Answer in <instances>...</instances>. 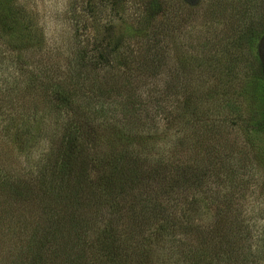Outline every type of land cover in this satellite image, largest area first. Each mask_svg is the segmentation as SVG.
Here are the masks:
<instances>
[{
  "label": "trees",
  "instance_id": "16d2710c",
  "mask_svg": "<svg viewBox=\"0 0 264 264\" xmlns=\"http://www.w3.org/2000/svg\"><path fill=\"white\" fill-rule=\"evenodd\" d=\"M116 2L88 0V5H85L83 15L91 16L88 18L94 30L91 32L92 45L87 44L86 50L81 48L75 53L76 79L71 85L67 84L68 78L63 77L50 79L44 88V74H31L24 87L20 88L14 79L2 89L0 139L13 143L12 138L20 130L32 137V146L46 144L45 152L36 157V173L31 166L27 167L29 169L13 167L4 158L5 149H0V210L5 213L7 205L9 210L21 214L30 211L33 206L38 208L19 264H264V228L254 240L250 236L248 222L237 218L226 222L221 219L223 213L233 207L231 190L242 172V167L233 162L231 155L227 157L218 151L214 161L212 159L201 167H192L184 162L175 164L171 156L156 152V144L140 139L141 136L135 133L140 125L143 130H150L147 122L140 123L141 112H144L147 103H143L142 109L131 105L130 109H126L128 119L119 115L120 121L115 120L111 125L107 121L115 117V110L106 105L111 118L106 117L105 102L93 108L88 101L92 100L87 97L91 75L96 80L121 71L128 88L133 85L141 88V83L137 86L134 80L138 76L144 79L148 69L165 51L162 43L157 42L161 29L151 27L145 35V43L137 49L138 52L141 49L147 51L139 64L143 68L135 67L133 58L138 52L116 44L110 25L111 14L108 13L109 20L97 15L118 7ZM16 3L17 0H0V60L10 61L11 57H4L5 54L8 50H16L11 49L12 42L5 45L3 42L19 21L25 23ZM138 3L142 8L140 15L144 24L150 25L162 12L159 0H139ZM92 12L96 15L90 14ZM261 50L264 65V36L261 38ZM263 73L264 67L261 76ZM155 76L152 74V78ZM151 91L158 92L155 97L159 98L162 112L173 103L172 82L169 81L163 88L152 85ZM225 96L218 101L225 103L232 115L240 117L235 99H225ZM27 98L33 102L31 115L25 113L20 117L16 106ZM40 98L41 106L37 103ZM135 98L140 100L139 95ZM147 98L150 102L153 97L147 95ZM203 106L192 114L195 116L193 120L181 116L175 134L184 136L195 129L208 136L214 132L220 126L215 125L219 120L214 119L215 115L207 114ZM145 113L147 116L148 111ZM24 117L28 121H24ZM18 119L22 124L17 125ZM166 121L170 129L172 116ZM51 128L60 135L57 144H54L55 132L46 135L47 129ZM101 132L108 134L106 139L110 141L111 149L97 157L93 151L100 149L97 142L103 137ZM144 166L147 169H143ZM156 179L163 181L160 192L166 202L155 200L156 203H152L148 196L140 200V194L136 193L143 187V180L152 183ZM181 181L185 197L190 190L204 194L202 203L192 202L195 195H190V202L186 203H181L177 197L170 198ZM18 200L36 203H18ZM199 205L212 207L216 220L211 224H202L195 216L193 218ZM187 213L189 217H185ZM127 215L131 216L136 227L140 226L142 219L152 218L147 225H151V229L133 240L127 238L125 231L121 230ZM15 218L23 219L13 226L9 224L13 234L23 231L25 227L22 228V224L29 219L16 213ZM260 221L264 223V217Z\"/></svg>",
  "mask_w": 264,
  "mask_h": 264
},
{
  "label": "rangeland",
  "instance_id": "374dc122",
  "mask_svg": "<svg viewBox=\"0 0 264 264\" xmlns=\"http://www.w3.org/2000/svg\"><path fill=\"white\" fill-rule=\"evenodd\" d=\"M159 1L162 2V12L150 25L141 22L142 8L138 5L139 0H115L118 7L107 12L105 10L101 15L97 13L105 20H109L108 13L111 14L112 34L119 47L134 48L138 52V47L145 43L147 32L156 27L161 29L157 42L162 43L165 51L153 63V67L148 69L144 79L138 76L134 80L138 83L137 86L141 83V88L135 85L128 88L121 71L96 80L91 75L87 97L92 100L88 101L93 108H98L100 103L105 102L106 117H110L106 105L115 110V117L107 121L111 125H114L115 120L120 121V116L128 119L126 109H130L131 105L142 109L143 103H147L144 112H141L140 123L147 122L150 130H143L140 125L135 133L141 136L140 139L156 144V152L171 156L175 164L184 162L192 167H201L212 162V159L214 161L218 151L227 157L231 155L233 162L242 167V172L235 180V188L231 190L233 207L223 213L221 219L224 222L235 218L243 219L251 227L250 236L257 240V234L264 228V223L260 221L264 217V73L261 76L264 67L261 55L264 0ZM85 5H88V0H17L16 7L25 23L23 26L19 21L18 26L11 30L12 33L3 42V45L12 42L11 49L16 51L8 50L5 54L4 57H11L10 61L0 60V96L2 89L14 79L20 88L24 87L31 74H44V88L50 79L65 77L68 78L67 84L75 81V53L81 51V48L86 50L87 44L92 45L91 32H94L90 24L91 16L83 15ZM90 14L96 15L94 12ZM141 50L133 58L134 66L139 69L143 68L139 64L147 52ZM152 74L156 76L152 78ZM169 81L174 86V99L162 112L159 98L155 97L158 92L151 91L152 85L163 88ZM136 95H139V101L136 100ZM147 95L153 97L150 102ZM224 95L225 99H235L240 117L232 115L224 106L225 103L218 101ZM41 101L40 98L37 102L40 106ZM202 104L207 114L216 116L214 119L219 122L215 125L220 126L209 136L197 129L188 131L184 136L175 134L180 117L184 115L183 119L193 120L195 116L192 114ZM32 106L33 102L27 98L16 106L17 113H20V117L25 113L31 115ZM145 111H148L147 116ZM171 116L173 122L169 129L170 124L166 120ZM20 119L17 125L22 124ZM224 119L225 122L220 123ZM23 120L28 121L26 117ZM50 132L57 134L54 138V144H57L59 133L51 128L47 129L46 135L49 136ZM103 134L104 132L100 133L101 136ZM107 135L100 137L97 142L100 149L95 148L93 151L97 157L111 149ZM31 138L18 130L12 138L13 143L0 139V149H5L4 158L13 167L29 169L27 167L31 166L36 173V157L45 152L46 144L32 146ZM143 169H147V166ZM143 181V187L136 193L140 194V200L148 196L152 203H156L155 200L166 202L160 192L164 185L161 179L153 180L152 183ZM181 187L184 188L183 181L179 188L173 189L170 198L177 197L181 203H186L190 202V195H195L192 202L202 203L204 194H196L190 190L185 197ZM216 191L217 188L214 189ZM18 201L36 203L32 200ZM198 207V213L193 218L195 216L199 223L211 224L216 220L212 207ZM5 209V213L0 210V264H19L20 254L26 249L24 242L30 236L38 208L33 206V209L21 214L16 210H9L7 205ZM15 213L29 219L22 224L25 231L13 234L9 224L13 226L23 219L15 218ZM189 216V213L185 215ZM149 218L139 221L140 226L136 227L131 216L127 215L122 221L121 230L132 240L138 235H145L151 229V225L147 227L152 222V218Z\"/></svg>",
  "mask_w": 264,
  "mask_h": 264
}]
</instances>
